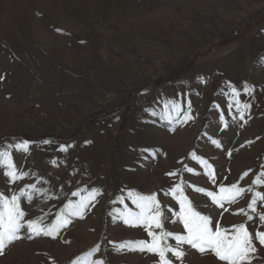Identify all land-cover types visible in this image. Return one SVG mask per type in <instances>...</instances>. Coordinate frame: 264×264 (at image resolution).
I'll list each match as a JSON object with an SVG mask.
<instances>
[{
  "label": "rangeland",
  "instance_id": "374dc122",
  "mask_svg": "<svg viewBox=\"0 0 264 264\" xmlns=\"http://www.w3.org/2000/svg\"><path fill=\"white\" fill-rule=\"evenodd\" d=\"M171 101L183 108L176 125L164 107ZM23 141L27 151L8 149ZM5 149L25 175L10 182L0 167V193H31L20 201L25 221L52 223L85 189L100 194L55 238L22 229L0 264H83L97 246L91 259L104 264H160L156 253L113 246L151 241L119 213L138 211L129 191L156 194L163 229L153 231L186 235L177 185L213 230L244 224L254 237L264 231V202L247 207L264 192L253 184L264 173V0H0ZM232 184L252 192L218 206L195 191ZM179 247L185 255L167 254L171 264H224L211 251ZM252 264H264V246Z\"/></svg>",
  "mask_w": 264,
  "mask_h": 264
},
{
  "label": "snow or ice",
  "instance_id": "6c2138e0",
  "mask_svg": "<svg viewBox=\"0 0 264 264\" xmlns=\"http://www.w3.org/2000/svg\"><path fill=\"white\" fill-rule=\"evenodd\" d=\"M245 87L247 88L248 86L246 85ZM232 94H237L235 89L232 90ZM164 107L166 115L173 125L179 124L181 120L184 119V117L181 116V112L183 111L182 105L178 102H166ZM243 107L246 109L249 105H244ZM241 118H243V116H241ZM171 130L174 131L175 127ZM212 143L219 146L218 142L215 140H213ZM12 147H15L16 151H27L28 142L23 141L21 144L15 146L9 145L8 149ZM8 149L0 150V167L6 169L5 175L9 177L10 182H15L17 179H23L25 173L15 167L12 162L11 152ZM61 150H66V148L61 146ZM143 151L149 152L150 150L144 149ZM193 156H195V153H193ZM199 163L209 169V177L215 180L214 173L211 171L212 165L202 158L199 160ZM187 171L191 172L193 170L189 168ZM169 175H175V173H170ZM245 175H247V173H245ZM262 178H264V173H261V176L253 181V184L257 186L264 185V179ZM30 187L35 189V185H30ZM84 191L88 193V196H80V193L74 192L72 194L73 196H80L79 203L70 201L69 204L66 205L67 210L58 214L56 221L48 224L43 222L42 217L25 221V212L21 208L20 201L21 197L31 200V193L21 190L19 196L12 195L11 198L0 193V255L4 254L8 245L21 239V230L25 227L33 236L45 235L55 238L60 229L66 227L70 223V217L82 216L83 210L88 207L90 200L100 194V191L95 188L85 189ZM171 191L180 204L179 218L183 223L186 235L153 231V229H163V211L161 203L157 199V195H140L129 191L128 198L132 200V203L138 211L134 212L125 205L124 211L119 213V215L124 217V223L129 226L135 227L143 225L148 230V236L151 237V241L137 239L133 241H123L119 244L114 243L113 246L117 250L127 248L128 250L156 253L160 257V264H171L170 260L167 258V254L170 253L172 256L182 261L185 252L179 245L187 244L201 253L205 251L213 252L224 264H252V256L257 252V246H264V231H256L253 237V234L249 232L244 224L233 226L231 234L228 233L227 229H222L219 225H216L215 230H213V221L209 216L202 215L199 211L195 210L193 202L185 195L184 189L180 185H177ZM195 191L206 195L211 199L213 204L223 206L224 202H235L237 197L245 191L252 192V188L245 190L236 184H232L229 187L221 186L218 193L215 191H207L204 188H196ZM177 193H179V195H176ZM252 196L253 198L250 200L247 207L251 209L252 212H256L258 201L264 202V192H254ZM121 201H123V198H121ZM258 218L260 221H264V212L260 213ZM168 237L173 238L177 242V247L173 248L167 244L166 239ZM254 240L258 241V245ZM98 251L99 246L89 251L87 257L83 259V264H104L103 260L91 259L93 254ZM73 264H76V261H73Z\"/></svg>",
  "mask_w": 264,
  "mask_h": 264
}]
</instances>
